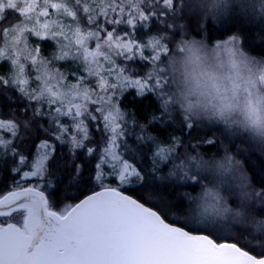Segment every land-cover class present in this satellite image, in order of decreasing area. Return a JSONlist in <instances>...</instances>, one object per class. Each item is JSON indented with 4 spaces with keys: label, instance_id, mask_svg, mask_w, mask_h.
Returning a JSON list of instances; mask_svg holds the SVG:
<instances>
[{
    "label": "snow or ice",
    "instance_id": "snow-or-ice-1",
    "mask_svg": "<svg viewBox=\"0 0 264 264\" xmlns=\"http://www.w3.org/2000/svg\"><path fill=\"white\" fill-rule=\"evenodd\" d=\"M199 6L227 10L230 0ZM239 6L259 9L264 19V0H241ZM177 11L175 0H0V89L15 91L26 102L22 112L32 108L49 125L39 130L43 138L37 134L21 147L32 122L0 110V171L13 177L11 189L0 195V264H264V252L257 258L250 254L254 249L245 250L247 243L229 242L209 227L227 219L250 222L244 211L249 180L243 172L236 175L239 161L231 155L205 160L193 154L195 144L180 155V137L162 141L142 134L138 140L156 143L145 173L125 140L135 118L120 104L135 90L140 99L152 94L161 110L140 125L142 133L179 105L188 135L194 121L206 118L264 143V61L247 55L239 37L211 49L183 41L165 67L159 62L168 46L156 36L137 38L138 26L148 28L152 18ZM45 42L55 45L51 55L42 52ZM136 60L151 67L143 75L130 71L128 62ZM61 61L75 67L62 71ZM53 141L68 146L73 163L85 149L88 163L96 158L91 191L80 190L83 164L65 178ZM170 161L169 176L202 185L198 196L187 197L190 221L170 215L182 212L184 201L164 197L171 185L156 182L166 179L158 175V162ZM225 174L239 181V207L222 195ZM69 188L78 191L69 197ZM255 196L264 200V189ZM69 199L76 202L65 203ZM255 226L261 235L251 239L264 247V221ZM237 231L243 238L248 230Z\"/></svg>",
    "mask_w": 264,
    "mask_h": 264
},
{
    "label": "trees",
    "instance_id": "trees-1",
    "mask_svg": "<svg viewBox=\"0 0 264 264\" xmlns=\"http://www.w3.org/2000/svg\"><path fill=\"white\" fill-rule=\"evenodd\" d=\"M205 0H175L178 8V12H181L180 15L176 16L174 19L166 20L165 18L161 17L160 21L152 22L149 24V27L144 30H136V34H144V37H148L150 35L148 33L149 30L152 29L150 27L151 25L155 28L158 27L159 29H163L165 32L169 29V25H171V28L176 30H180V28H185L186 25H192L193 29L190 30V38L195 41H199L202 43H206L207 45L212 47V44L219 41H224L232 36H237L235 34V31H238L241 35L237 37H245L248 40V45L251 48V53L253 58L260 59L264 58V20L256 22L253 21L255 15L251 13V10H246V13L241 16L239 15H231L229 17L219 18L213 16V18H204L201 21H199V15L195 12H192L189 10V7H192L194 3H202ZM241 0H238V2ZM237 4V3H236ZM230 9L234 10L236 7L233 2H230ZM240 8H238L239 10ZM250 11V12H249ZM170 21V23L168 22ZM193 22V23H192ZM189 23V24H188ZM170 28V29H171ZM158 29V28H157ZM156 32V31H155ZM156 33H151V36H156ZM158 34V31H157ZM160 34H158L159 36ZM164 34L161 33V36L163 37ZM204 37V39H202ZM162 40V39H161ZM33 43H39V41H36L35 38L33 39ZM47 43H43L42 46V52L44 54V51H47ZM51 55V54H50ZM65 65L67 62H64ZM129 63V62H128ZM63 65V64H61ZM130 70V69H129ZM0 110L3 112H16L18 114L24 115L25 119L31 121L30 127L28 128V135L24 137L25 144L21 145V147H25L28 144L32 143V139L36 137L38 134L40 138L44 137L43 132H40L39 130L44 127H49L48 125V118L47 116L39 117V116H33L32 108H28L26 113L22 112V109H25L26 102L22 101L19 95L12 90L8 89H0ZM121 108L127 110L129 113H132L135 118V123H133L131 120H129V123L126 126V132L127 136L125 137V140L127 141L130 149H132L135 153H138L142 155V159H137L136 163L139 165L141 169L143 167H146L144 169L145 173H149L152 168L151 163V156L156 148V143H154L152 140H148L145 138L144 140L140 141L137 138L140 137L142 134L147 136H156L159 135V137L162 139V141H167L170 137L178 136L180 137L182 143L180 145V153L184 154L185 148L189 152H192V145L195 144L196 151L193 154H198L199 156H202L205 160L206 158L209 159L213 155L217 156L219 152V146L223 147V150L226 151L225 154L227 155H234L239 158L241 167L240 171L243 172L245 175H247L249 183L253 184L258 189H264V146L260 147V150L258 151H249L250 147L248 143L244 144H233V138L230 140L223 139L222 136L224 133L220 132L218 128L216 127H209L207 128L208 132H203L205 130V126L207 124H196L195 127L192 130V134L188 135L187 130L184 128L185 121H179L174 120L166 114L164 116V120L155 126H150V128L144 129V132H141L140 125L148 124L149 117L153 113H160V107L159 102L156 98L153 97L152 94L145 95L143 99H140L137 97V93L135 90L128 91L121 99ZM34 107V106H33ZM226 128V127H225ZM183 129V131H182ZM229 132L232 131L230 128H226ZM228 134V133H227ZM94 138V137H93ZM214 138L215 143L214 144H207L204 143V141ZM159 142V141H158ZM53 143L56 145V158L60 159L61 156L63 157L60 159V162L62 165H64L63 171L65 178L67 179L70 177L74 171L75 164L80 163L84 165V172L83 175L79 178L80 183V190L81 191H91V183H90V175H91V169L94 167L95 163V157L92 158V163H88L87 160H85L84 157V151H81L75 160V163H73L72 159L69 157L68 153V146L67 145H60L58 142L53 141ZM92 146V145H89ZM226 149V150H225ZM221 151V152H224ZM243 152H245V156L243 155ZM221 155V154H220ZM222 158V157H221ZM220 158V159H221ZM160 164V168L158 171V175L164 174L163 176L167 179L166 183L167 185H171V187H167L164 190L163 196L168 197L171 196L173 199H180L179 195L180 189L179 188H188V185H182L185 183L184 180L180 179V177L177 176H171L168 177L167 170L170 169L173 163L171 162H158ZM172 171V169H171ZM54 175H58L57 173H54ZM18 179V177H16ZM12 175L5 171H0V195L5 194L7 191L11 189V182H12ZM263 179V183L260 182V180ZM180 180V182H179ZM178 183H177V182ZM39 181H33V183H37ZM157 182V181H156ZM176 182V183H175ZM112 185L115 186L114 181H110ZM158 183V182H157ZM194 184V183H193ZM182 185V186H181ZM195 185L189 187L191 189L193 187V190L195 189ZM178 186V188H176ZM65 184H60L59 188H64ZM76 188H69L67 190V195L69 197L74 196L77 193ZM126 194L129 195H139L138 191H131L129 190ZM183 195V193H182ZM82 198V197H79ZM155 198V197H154ZM74 200H67L65 203H75ZM187 204L184 202V207L182 212H174L170 213V215H176L177 218H180V220H184V212H187ZM264 210H260L259 212L256 211V216L258 219H264ZM183 216V217H182ZM182 217V218H181ZM237 236L235 238H232L228 235H222L218 234L219 237L228 239L229 242H235L236 239H242L241 233L236 232ZM244 238H248L250 240L251 237H248V235L245 233ZM254 241V240H252ZM256 241V240H255ZM254 241V242H255ZM217 242H221L219 239ZM241 244H245L244 241H241ZM248 244V243H247ZM248 248H245V250H250L254 256L259 257L257 254L260 252H264V249H257L253 246L248 244Z\"/></svg>",
    "mask_w": 264,
    "mask_h": 264
},
{
    "label": "rangeland",
    "instance_id": "rangeland-1",
    "mask_svg": "<svg viewBox=\"0 0 264 264\" xmlns=\"http://www.w3.org/2000/svg\"><path fill=\"white\" fill-rule=\"evenodd\" d=\"M204 2L205 1H203L202 3H204ZM230 2H233V4L236 6V7H234L235 8L234 10H231L230 9L231 6H230L227 10H218V11H215V12H211L207 8L200 7L199 5L201 3H199V4L194 3V5L192 7H189V10H191L192 12H195L196 14H198L199 15V21H201V22H202V20L204 18H213V16H216V17H218L216 19H219V18L229 17L231 15H236V14L241 16L242 14L244 15V13H246V10L242 9L239 6L241 1L238 2V0H230ZM238 8H240V9L238 10ZM180 13L181 12H178V11L175 12V13L169 12L168 15L164 16L163 18H165L166 20H168V19L172 20L176 16L180 15ZM251 13H253L255 15V17L253 19L254 22H256L257 20H259V21H263L264 20V19H261L260 16H259V9H257L255 12H253L251 10ZM160 18L161 17L152 18L148 22V25L151 24L152 22L160 21ZM168 22L170 23V21H168ZM150 27H152V29L148 31V33L150 34V35H148V37L145 38L144 34H136V36H137L138 39L146 42L148 40V38L151 36V33H156L155 34L156 37L162 39L161 40L162 43H164V44H166L168 46V48L170 50L169 53L167 55L161 53V62H159V63H160V66H162V67H165L167 65V62L170 59V57L179 55V53L176 51L178 45H180L183 41L192 40L190 38V36H191L190 35V30H192L193 27L190 24L186 25L185 28H180V30H176V29H173V27L172 28L169 27V29L166 32L163 29H159V25L157 27L158 29L155 28L152 25ZM144 29H146V28H144L141 25V26H138V28L136 30H144ZM157 31H158V34H160L159 36L157 34ZM161 33L164 34L163 37L161 36ZM234 33L237 34V36L241 35L240 33H238V31H235ZM202 39H204V37ZM239 39H240L241 49L247 55L253 57L252 53H251L252 52L251 48L249 47L250 45H248V40L244 36L243 37H239ZM216 43L217 42L212 44V47L207 45L206 43H203V44H205L208 49H211V48H213L215 46ZM46 48L48 50L44 51V55H50V54H52L54 52L55 45L52 44L51 42H48ZM146 54L150 55L151 51L149 50ZM256 60L257 61H264V58H260V59H256ZM60 64H63L62 71L71 70V69H73L75 67L70 62H67L66 65H65L64 61H61ZM150 67H151V65H149L146 61L142 62V61L136 60L134 62H129L128 63V68L130 69V71H133V72L138 73L140 75H143L144 73H146L149 70ZM0 104H1V102H0ZM168 115L172 116L171 118L174 119V120H179L181 122L183 121L184 113L180 109L179 105H176V106L172 107L170 109V112L168 113ZM194 122L196 124H198V125L199 124H207V125H204L206 129L203 130V132H208L207 128H209V127L218 128V130L220 132L224 133L223 136H222L223 139L227 138L226 141L230 140V138L234 139L233 140V144H241L242 143V144L246 145L245 143H248L249 146L252 147V148H250L249 151H253V150L254 151H258V150H260V147L264 146V143H262L261 141H259L257 139H253L251 135L246 134L243 131H234V130L231 129L232 131L229 130V132H226L228 130L225 128V126L222 123L221 124H217L214 121H210V120H208L206 118H204L202 120L194 121ZM91 131L93 133L94 139L98 140L99 139V133H97L95 131V127L94 126H92ZM221 151H224L223 147L219 146V152H217L218 155L217 156L213 155L209 159L206 158V160H213V159L219 160L221 157L223 158L225 155H227V154H225L226 151H224V152H221ZM133 154L137 155V159L141 160L143 158L142 155H140L138 153H135L134 151H133ZM180 155H183V154L180 153ZM245 155H246L245 152H243L242 156H245ZM231 156L236 161H239V158H237V156H234V155H231ZM240 167H241V164H240V161H239L238 170H237V173H236L237 176L241 172L240 171ZM144 169H146V167H143V170ZM171 169H172V166L167 171L171 172ZM163 175L164 174H160V176H163ZM202 175H207V174L206 173H202ZM167 176L171 177V176H169V174H167ZM223 179L225 180V186L222 188V195L225 196V198L229 201V203L234 208L239 207L240 204H241V193H240V189L238 187V183H239L238 179H233L229 174H225ZM184 181H185V183H183L182 185L185 184V185H188L189 187L194 186L192 181H190V180H184ZM133 182L135 183V181H133ZM157 182L161 183L162 185H167L166 183H168L167 179H165L164 181H157ZM179 182H180V180H179ZM260 182L263 183V179L260 180ZM90 183H91V180H90ZM112 186H114V185H112ZM189 187L188 188H179L180 192H181L180 193L181 195H179V198L182 199L184 202H186V204H187L186 207L188 208L187 212H184V214H183L184 215V220H188V221H190L192 219L190 213H191V210H192L193 206L190 204V202L188 201L187 197L189 195L192 196V197L198 196V194L201 191L202 185L199 184V183H196L194 190H193V187L191 189H189ZM176 188H178V186ZM259 190H261V189L256 188L253 184H251V183L248 184L247 191H248V193L250 195V199H248L247 201L244 202L245 205H246L244 211H245L246 216L248 217V220L250 222H246L244 224H240V223H238L235 220L227 219V220H220L214 226L210 225L209 227L213 228V230L217 234L228 235V236H230L232 238H235L237 236V233H236V232H238L237 229H240V228L248 230L246 232L248 237L261 235L260 230H258L256 228V226H255L256 222L264 221V219H258L257 216H256V211L259 212L260 210H264V200L258 199L255 196V192L259 191ZM182 193H183V195H182ZM172 216L177 217L176 215H172ZM241 241H244L245 243H248L249 245L253 246L254 248H257V249L259 248V249H262V250L264 249V247L260 246V244H261L260 241H257V240L255 241L254 240L255 241L254 242V241H252V240H250L248 238H244V239L242 238ZM250 254H252V253L250 252Z\"/></svg>",
    "mask_w": 264,
    "mask_h": 264
},
{
    "label": "clouds",
    "instance_id": "clouds-1",
    "mask_svg": "<svg viewBox=\"0 0 264 264\" xmlns=\"http://www.w3.org/2000/svg\"><path fill=\"white\" fill-rule=\"evenodd\" d=\"M177 59H180V57H177Z\"/></svg>",
    "mask_w": 264,
    "mask_h": 264
},
{
    "label": "water",
    "instance_id": "water-1",
    "mask_svg": "<svg viewBox=\"0 0 264 264\" xmlns=\"http://www.w3.org/2000/svg\"><path fill=\"white\" fill-rule=\"evenodd\" d=\"M6 194V193H5ZM257 258H260V257H257Z\"/></svg>",
    "mask_w": 264,
    "mask_h": 264
}]
</instances>
